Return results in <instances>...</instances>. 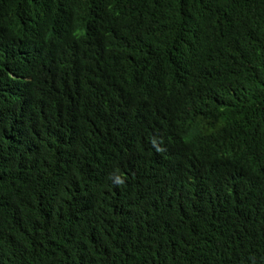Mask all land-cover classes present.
Instances as JSON below:
<instances>
[{
	"label": "trees",
	"instance_id": "1",
	"mask_svg": "<svg viewBox=\"0 0 264 264\" xmlns=\"http://www.w3.org/2000/svg\"><path fill=\"white\" fill-rule=\"evenodd\" d=\"M0 264H264V0H0Z\"/></svg>",
	"mask_w": 264,
	"mask_h": 264
}]
</instances>
